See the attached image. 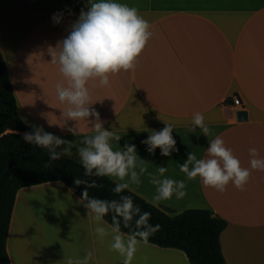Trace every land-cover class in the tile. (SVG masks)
Instances as JSON below:
<instances>
[{"label":"crops","instance_id":"0c3cea01","mask_svg":"<svg viewBox=\"0 0 264 264\" xmlns=\"http://www.w3.org/2000/svg\"><path fill=\"white\" fill-rule=\"evenodd\" d=\"M138 9L151 25L152 37L139 55L135 70L109 74L110 86L99 77L86 87L83 106L97 115L71 119L77 106L61 101L57 84L74 90L60 72L62 40L71 31L88 0H0V52L16 98L22 133H51L65 143L49 148L81 159L80 150L97 131L113 132L112 150L135 145L134 167L123 179L109 176L168 215L185 209H208L226 221L220 246L226 264H264V170H252L249 149L264 159V0H116ZM63 13L59 23L53 14ZM57 62L53 63V58ZM238 97L239 104L232 103ZM244 109L247 119L237 120ZM204 116L210 134L190 131L194 113ZM173 126L170 155L152 153L143 143L153 132ZM221 137L250 170L245 190L232 183L223 193L197 177L188 180L181 165L193 153L207 159L209 142ZM194 165L189 163L191 169ZM166 172L160 174L159 168ZM135 172L138 183L133 180ZM164 179L183 180L186 196L154 200ZM104 230L103 234L96 231ZM127 243L131 235L116 231L87 207L62 181L21 187L12 207L6 238L11 264H124L112 248L114 237ZM131 264H190L174 247L145 244L136 238ZM90 254V255H89ZM261 259H258L260 258Z\"/></svg>","mask_w":264,"mask_h":264},{"label":"clouds","instance_id":"9594fccd","mask_svg":"<svg viewBox=\"0 0 264 264\" xmlns=\"http://www.w3.org/2000/svg\"><path fill=\"white\" fill-rule=\"evenodd\" d=\"M89 7L85 11L81 9L79 17L72 24L71 31L62 40L58 63L60 72L72 82L74 90L62 89L59 84L56 88L61 101L67 100L77 106V110L68 111L71 119L85 118L90 115H97L94 109L83 107L89 101V90L86 87L90 78L99 77L101 87H109V74L115 75L121 71L127 72L135 70L137 59L142 53L146 44L152 37L151 25L140 15L135 7L118 3L116 0H88ZM63 13L53 14L54 22L59 23ZM57 58H53V63ZM190 131H195L199 127L201 132L208 136L210 128L204 122L202 113H194ZM97 135L86 143L90 147L80 150V156L86 174H91L96 170L98 176H118L123 179L128 175V170L134 167L135 145L127 146L126 152L113 151L109 139H119L113 132L102 130L101 124L95 125ZM173 126L165 124L164 128L158 132H153L143 143L149 145L150 153L157 147L161 149V154L170 155L169 149L174 148L175 140L172 136ZM24 140L30 144H35L40 148H49L53 143L60 145L65 143L51 133H42L38 129L35 134H25ZM207 159H196L193 153L188 154V160L181 165V171L186 174L188 180L199 177L206 187L214 188L223 193L229 183H232L238 190H245V186L250 177V170L241 167L240 161L232 154V150L225 146L223 139L217 136L209 142L207 149ZM250 165L252 170H264V159H259L258 151L255 148L249 149ZM52 159H58V155L51 152ZM194 165L189 169L188 164ZM164 167L159 168L160 174L166 172ZM132 178L137 183L138 178L135 172ZM77 184L81 181L77 180ZM159 183L158 195L154 200L158 203L161 200H170L175 194L176 199H183L186 192V183L183 180L164 179ZM127 185H117L116 192ZM86 196V194H85ZM87 198V196H86ZM124 203L117 205L115 202L111 206L117 215L123 217L125 226L131 220L133 212H139V208L133 209L130 197L123 198ZM95 214L96 218L102 219L108 213L109 204L102 200L90 199L87 205ZM151 218V213L145 212L137 221V226L146 225ZM160 225L148 227L146 231L135 233L127 243L120 235L114 237L112 248L125 257L124 264H131L136 252V236H139L145 244H148L149 237L160 230ZM98 233L103 234L102 228H97ZM116 231L119 225L116 224ZM90 255V254H89ZM147 264L148 257H144ZM71 264V261H69Z\"/></svg>","mask_w":264,"mask_h":264},{"label":"trees","instance_id":"16d2710c","mask_svg":"<svg viewBox=\"0 0 264 264\" xmlns=\"http://www.w3.org/2000/svg\"><path fill=\"white\" fill-rule=\"evenodd\" d=\"M21 131L16 98L0 52V264H11L6 238L17 190L53 180L62 181L87 205L90 199L107 202L109 210L103 219L115 229L118 223L122 233L133 236L159 224L160 230L149 237L150 243L182 250L190 264H226L220 246V233L226 227L223 218L201 208L168 215L125 187L116 192L120 184L109 176H98L95 169L86 174L81 159L26 142ZM53 151L58 159L51 158ZM77 180L81 183L77 184ZM124 197L131 198L133 209L139 208V212H133L127 226L111 206L112 202L123 204ZM145 212L151 213V218L146 225L138 227L137 221Z\"/></svg>","mask_w":264,"mask_h":264},{"label":"water","instance_id":"95a60500","mask_svg":"<svg viewBox=\"0 0 264 264\" xmlns=\"http://www.w3.org/2000/svg\"><path fill=\"white\" fill-rule=\"evenodd\" d=\"M237 120L244 121L247 119V112L244 109H240L236 112Z\"/></svg>","mask_w":264,"mask_h":264},{"label":"built area","instance_id":"2783aa9c","mask_svg":"<svg viewBox=\"0 0 264 264\" xmlns=\"http://www.w3.org/2000/svg\"><path fill=\"white\" fill-rule=\"evenodd\" d=\"M240 100L238 97H232V103L233 104H239Z\"/></svg>","mask_w":264,"mask_h":264},{"label":"bare ground","instance_id":"6f19581e","mask_svg":"<svg viewBox=\"0 0 264 264\" xmlns=\"http://www.w3.org/2000/svg\"><path fill=\"white\" fill-rule=\"evenodd\" d=\"M258 259H261V257H260V258H258Z\"/></svg>","mask_w":264,"mask_h":264}]
</instances>
